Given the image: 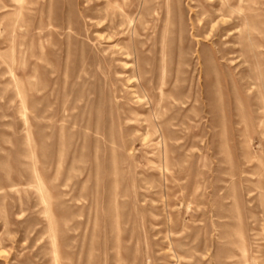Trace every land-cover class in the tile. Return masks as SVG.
I'll list each match as a JSON object with an SVG mask.
<instances>
[{
	"label": "rangeland",
	"instance_id": "1",
	"mask_svg": "<svg viewBox=\"0 0 264 264\" xmlns=\"http://www.w3.org/2000/svg\"><path fill=\"white\" fill-rule=\"evenodd\" d=\"M0 264H264V0H0Z\"/></svg>",
	"mask_w": 264,
	"mask_h": 264
},
{
	"label": "bare ground",
	"instance_id": "2",
	"mask_svg": "<svg viewBox=\"0 0 264 264\" xmlns=\"http://www.w3.org/2000/svg\"><path fill=\"white\" fill-rule=\"evenodd\" d=\"M219 11V15H217L216 16V18L215 19H211V21L210 22H208V24H215V20H217V19H220V20H224L226 17H227V14H223V13H221V11L222 10H220V9H218ZM227 11V10H226ZM209 20V19H208ZM206 26H208V25H206ZM224 33V32H223ZM213 45V44H212ZM235 53V52H234ZM228 55V54H227Z\"/></svg>",
	"mask_w": 264,
	"mask_h": 264
}]
</instances>
